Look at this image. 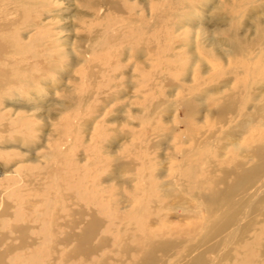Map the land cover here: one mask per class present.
Masks as SVG:
<instances>
[{
    "label": "rangeland",
    "instance_id": "1",
    "mask_svg": "<svg viewBox=\"0 0 264 264\" xmlns=\"http://www.w3.org/2000/svg\"><path fill=\"white\" fill-rule=\"evenodd\" d=\"M123 1V6L131 5L135 10L143 8L148 17H150L148 11L152 7L159 11L167 9V3L164 0H149L150 3L147 4H144L142 0ZM228 1V16L237 14L238 20L234 23L229 20L231 25L228 37L223 36L221 39L228 43L229 47L237 44L239 48L233 54L224 56L225 47H217L218 52H215L212 50L215 48L214 39L211 41L210 37H207L206 47L210 49L207 53L210 52V54L205 66L212 70L204 76L200 65L195 68L194 74L199 80L207 79V77L210 79L209 83L204 85V88H199L198 92L191 89L193 71L190 68L189 56L179 57L180 53L185 52V48H179L180 43L184 41L182 36V38L179 37V43L171 40L167 46H163L165 49L159 55L149 57V64L154 65V68H147L145 73L136 71L133 68L136 61L125 60L126 56L121 58L119 62L121 65H108V63L105 65L101 63L102 60L110 61L117 49L114 52L112 50L111 53L103 52L99 51L98 46L87 42V39H77L78 36L88 33L83 32L78 35L77 33L81 32H75L72 27L63 23L70 21L71 24L76 12L73 8L68 10L65 1L53 9L59 12L65 11V16L68 17L61 22L57 21L60 27L55 30L60 34L56 32L55 37L53 34L52 38L41 42L34 39L35 32L28 33L29 31L25 30L23 34H14L12 39L5 40L12 48L18 45L26 47L29 43L32 47L26 48L31 58L24 52L14 57L17 61L10 57L11 61L15 60L16 63L7 61L9 58L5 54L0 55V70H5L7 73V78L5 75L0 76L3 82L14 76L15 80L18 77L19 84L25 81V84L31 85L33 81L29 78L36 74V69H38L36 79L42 80L40 71H47L48 68L47 74L44 75L48 79L44 82L49 84L48 80L59 77L57 73L59 70H56L58 65H65L71 61L70 58H64L62 54L76 43L81 46V51L88 52L87 57L90 60L105 66L100 69L97 67L98 64L95 66L96 69L93 67L89 71H84L82 65L74 67L75 71L64 73L66 78L59 81V84L50 82L49 92L45 93L42 90L43 86L38 85L41 87V95L46 97L45 94L51 93L47 95L48 98L37 99L35 95L38 94L36 92L39 89L36 87L29 95L23 94L24 97H28L27 100L16 102L10 100L6 101L7 106L2 105L5 107V112L0 110L1 114L9 113L12 117L16 115L18 116L16 120L20 121L23 120L22 115H32L36 122L34 129L29 131V128H26L27 132L24 135L18 131L16 133L22 140L24 138L31 140L26 144L0 142V210L8 207V215L0 216V227L6 224L10 226H5L6 229L3 226L0 230L6 236L4 242H1L0 251L10 248V253L2 258L4 263L64 264L62 261L67 260L68 255L73 251L80 232L76 230L78 233L72 236L69 243L64 242L68 236V230L64 224L71 219L68 217L70 210H78L77 206H79L84 207L86 214H90L96 211L94 204L97 203L101 208L96 215L101 220L102 226L92 241V245L100 244V250L94 254L96 255L94 260H90L92 264H139L141 259L137 261V255L132 251L129 254L125 253L124 250L127 248L124 247L128 246L129 249L135 250L149 241L158 243L171 241L174 246L172 250L169 249L167 255L157 253L159 262L164 261L159 264L189 263L192 257L197 255L195 252L187 256V248L193 245L201 247L200 253L218 245L216 254H210L207 257H210L213 264H264V190L261 197L253 202L252 208L258 211L256 210L257 213L254 215L250 214L248 221L245 220L249 223L250 229L245 235L239 234V241L219 245L221 238L203 242L208 230L217 222L235 213L234 208L238 206L236 213L239 212L242 219V214L244 215L249 204H246L244 199L240 201L236 198L232 203L223 206L221 211L206 212L200 196L210 194L213 190H224L226 185L221 184L220 181L223 179V182L229 185L235 179L232 173L226 177L224 174L229 170L238 172L233 170L235 166L245 168L253 166L257 161L255 150L258 147L264 149V0ZM251 8L254 9L249 13L248 10ZM22 13L24 17H27L25 9ZM55 13L52 12V14ZM122 15V13L116 14L113 17L118 19ZM209 16L211 15L207 13L205 18ZM10 18L11 16L7 15L5 20L8 21ZM163 18H166V21L163 22L164 27L161 32L164 33L167 30L170 32L171 28L168 24H173L174 21L169 17ZM88 20L86 21H91ZM202 25L208 26L210 30L214 29L213 23L209 20H205ZM111 33L117 34L114 30ZM28 36H30L29 40H27ZM67 37H69L68 42H66ZM1 43L6 45L5 42L1 41ZM61 44L62 46H57ZM47 47L50 50L45 51ZM175 47L176 50H174ZM4 64H7V67ZM63 71L68 72V69ZM89 72L93 73L92 78H89L87 74ZM141 75L147 79L146 85H143L144 77L142 78ZM103 84L106 89L104 93H99V87L96 86ZM112 86L113 89H111ZM206 88L212 89L209 96L203 97V100L198 98L191 101L193 111H199V113L185 119L186 112L182 106H179L177 112H173L172 107L176 103L192 100L193 94L204 95L202 91ZM118 90L122 92V99L111 103L102 115L94 113L98 106H103V100L110 97L109 92ZM7 95L5 93L0 97H7ZM138 95L146 99L137 97ZM231 95L232 97L229 98ZM204 98L208 102H205ZM230 102L234 105V115L227 116L226 124H218L214 115L216 110ZM170 105H172L171 109L167 111ZM34 106L40 109L31 113L28 109ZM81 110H85V114L80 117ZM248 114L257 117V120L249 124L245 133L241 134L238 140L239 146L221 148L228 143L224 140L225 131L228 129L237 131L238 122L244 120ZM77 116L79 121L76 119ZM84 117L92 118V123L90 122L88 129H78L77 122L82 123ZM14 120L13 118L12 121ZM94 120L95 124H93ZM249 120L248 118L245 122L252 121ZM179 121L182 122L178 124ZM7 122L8 120L2 122L0 120V126ZM30 125L31 123L28 127ZM91 125L97 128L93 141H90L93 136L89 130ZM92 131L94 133V129ZM69 133L77 136L75 143H72L71 139L65 141ZM3 134L10 135V133ZM209 136L213 138L208 139ZM84 142L86 144L84 148H81ZM96 142L99 143L96 144ZM204 142L211 144L205 145ZM45 155L46 159L43 158ZM11 159L18 160L14 166L8 163ZM105 161L107 163L103 165ZM91 162H94V168L97 166L95 173H91L94 169L88 164ZM52 164L57 166L58 170L50 171L49 166ZM60 164L63 165L61 170ZM13 171L24 176L37 175L33 176L34 181L26 178L28 180H20L19 183L17 179H14L15 177H12ZM63 174L67 176L68 181H62ZM109 174H113L112 197L101 198L98 201L94 199L96 202L91 204L94 185L88 187L89 183L96 177L100 179ZM73 175L77 176L76 181ZM10 177L13 183L8 186L5 182L11 179ZM101 187L105 189L108 185L103 184ZM78 188L86 192L81 197L82 203L67 197ZM88 196L91 199H87ZM88 218L86 216L85 220L87 221ZM21 223L28 224L30 228L28 232H22L24 236L16 230L17 225ZM55 223L58 224L57 228L53 227ZM80 260H82L81 257L68 260L70 262L67 264H80L83 262Z\"/></svg>",
    "mask_w": 264,
    "mask_h": 264
},
{
    "label": "bare ground",
    "instance_id": "2",
    "mask_svg": "<svg viewBox=\"0 0 264 264\" xmlns=\"http://www.w3.org/2000/svg\"><path fill=\"white\" fill-rule=\"evenodd\" d=\"M63 1H65V3L67 4L68 10L71 8L76 9V12L73 15V17H74L73 22L71 21V24H70V21H65L63 23L69 25V27H72L75 30V32L76 31L81 32V33H77L78 35L82 34L83 32L88 33L87 35L84 34L83 36H78V37L76 36L77 39H79V40H86L87 39L86 40L87 42H90L94 46H98L99 51L111 53L112 50L114 52L117 49L116 54L112 55L111 59L112 60L118 59V60L116 62L112 61L111 59H110V61L109 60H102L101 63H103V64H105V63L106 64L108 63V65L120 64L119 62H121V58L126 56V57H124L125 60L129 61V60L134 59L136 61V63H134V66H133V68L136 71L140 70V71H142V73H145L147 68H149V67L154 68V65L149 64V61H148L149 57L153 58V57H156V55H159L165 49V47L163 48V46H167V43H169L171 40H174V43H179L178 42L180 40L179 37L182 36L183 38L182 37L181 38L184 41H183V43H180L179 48H182V47L185 48V52L180 53V55H182V56L179 55V57L186 58L185 57L186 55L189 56V60L191 62L190 68L193 71V76H192L193 86L191 87V89L196 90L197 92L200 91L199 88L208 84L210 81V79H208V77H207V79L199 80L198 77H196V75L194 74V71L196 70L195 68H197L198 65H200L201 69L203 70L204 76L205 75L207 76L210 73V71L212 70L211 68L208 69L206 67L207 66L206 63H208V61H209L208 55L210 54V52L207 53V50H210L208 47H206L207 37H210L211 41H213V39H214L213 46L215 48L212 50H214L215 52H218L217 47L218 48L225 47L224 50H226L225 51L226 53L223 52L225 54L224 56H228L229 53L233 54L234 52L238 51V48H239V46L237 44L229 47V44L225 43V41L221 39V37H223V36L228 37L229 31H230L229 26L231 25L229 20H232L233 23L238 20L237 14H231V17L228 16L229 15L228 9H227V5L229 4L228 0H216V2H214L215 0H179V1L178 0H168V1L164 0L165 3H167L166 4L167 9L159 11V10H157V8L152 7L148 11V14L150 15V17L145 15L143 8H141V7L139 10H135V8H133L131 5L125 4L123 6V4H124L123 0H0V18H1L0 19V55L5 54V56H8L9 59H7V61H9V62L13 61V60L11 61L10 57L14 58L21 52L26 53L28 55V57L31 58L30 52L29 51L26 52V50H27L26 48L28 46L32 47L31 43H29L28 46H26V47L18 45L17 47L12 48L8 44V42L5 41L7 38L9 40H10V38L12 39L14 34H19V35L23 34L24 33L23 31H25V30H28L29 31L28 33L35 32L36 37L34 39H36L37 41H41V42H45L47 39L49 40L50 38L53 37V34L55 37L56 32L58 34H60L59 31L55 30L56 28L60 27L57 25L58 24L57 21L61 22L65 19H68V17L65 16V11L61 10L62 12L60 11L61 12L60 13L59 11H57V10L54 11L53 9L57 8L58 4H61ZM158 1H163V0H158ZM142 2H144V4L150 3L149 0H142ZM215 3H216V5H215ZM23 8L27 11V17L23 16V13H22L24 11ZM252 9H254V8H251L248 10L249 13L253 11ZM146 10H147V8H146ZM52 12H56V13L52 14ZM121 13L123 14L121 16V18L116 19L115 17H113L114 15L116 16V14H121ZM207 13L210 14L211 16H209L208 18H205ZM7 15L11 16V18L8 21L5 20V17ZM37 17H39V18H37ZM163 17H169L174 21L173 24H170V23L168 24V27L171 28L170 32H168V30L166 32L164 31V33L161 32V29L164 27L163 22L166 21V18H163ZM181 17H183V19H181ZM75 19L76 20L78 19V21H75ZM88 19L91 21L87 22L86 20H88ZM151 20H153V21H151ZM205 20H209L211 23H213V25H214L213 30H210L208 26L202 25ZM32 27H35V28L30 30V28H32ZM113 30L117 32L116 35L111 33ZM235 30H237V29H235ZM180 33L182 35H179ZM109 34H111V35H109ZM230 35H231V33H230ZM212 36H214V37H212ZM233 36H232V38H233ZM236 36L237 35H235V37ZM238 36H239V34H238ZM29 37L30 36L27 37V40L30 39ZM199 37H201V38H199ZM236 38H238V37H236ZM201 40H203V41L201 42ZM1 41L5 42L6 45L1 43ZM68 41H69V37L66 38V42H68ZM33 42H34V40H33ZM57 46L60 47V46H62V44L57 45ZM80 48H81V46L78 43H76L68 51H64L62 56L66 59L70 58L71 61H68L65 65H58L59 69L56 68V70H59V72H57L59 77L58 78L55 77L56 79L48 80L49 84H50V82L59 84L58 83L59 81L61 82L62 79L66 78L64 73H71V70L75 71L74 67H77L80 65L84 66V71L85 70L89 71L93 67L95 68V66H97L98 64L99 65L97 67H99L100 69L104 68L103 66H105L106 64L101 65L100 63H94L93 60H90L87 57L88 52L81 51ZM169 49L171 50V48H169ZM46 50L48 51V50H50V48L47 47V49H45V51ZM174 50H176V47ZM74 55H76L77 57ZM110 56L111 55L109 54V57ZM14 59L17 61L16 58H14ZM15 60L13 62H15ZM123 62H126V61L123 60ZM4 65H6V67H7V64H4ZM8 65H9V63H8ZM46 68H47V66H46ZM63 69L64 70L68 69V72L63 71ZM48 70L49 69L47 68V71H45V70L40 71L43 78H42V80H37L36 77H37L38 69H36V74H34L32 77L29 78V80L33 81V83L31 85L25 84V81H23L21 84H19L17 82L19 80V79H17L18 77L15 80L14 76L12 77V79H11V77H9L4 82L2 80H0V95L5 94V93L8 94L7 95L8 98L5 96L0 97V110L5 112L4 106H7L6 101L13 100L14 102H16V101H22L23 99L27 100L28 97H24V96L29 95L30 92L32 91V89H35L36 87H37V89H39L38 92H36V93H38L37 95H35L36 98L41 99V98L45 97V96L41 95L42 94V92L40 90L41 87H39V86L40 85L43 86L42 90L45 93L47 91L49 92V89H50V87H48L49 84L44 82V80L47 81V79H48L47 77L44 76L47 74ZM102 71H104V70H102ZM107 72H108V70H107ZM8 73L10 74L9 71H8ZM87 74H89V78H92L94 76L93 73H91V72H89ZM4 75L7 78V73L5 72V70H0V76L3 77ZM143 77H144V75L142 76V78ZM142 83H143V85H146L147 79L145 77L142 79ZM96 87H99L98 88L99 93L105 91V89H106V86H104V84L102 86L97 85ZM116 87H118V86L116 85ZM113 88L114 87L112 86L111 89H113ZM211 90H212L211 88H206L205 90L202 91V93L204 95L193 94L192 95L193 97L191 98L192 100H184L180 103H176V105L172 107V108H174L173 112L174 111L177 112V110L180 108L179 106H182V108H184V110L186 112L184 114L185 119L188 116L195 115V113H197V112L199 113V111H197V112L195 110L193 111L191 101L197 100L198 98H202L201 100H203V97L209 96V93L211 92ZM109 93H110V97L104 99L103 100V106H100V107L98 106V108H96L94 113H100V115H102L103 111H106V108L111 103L116 102V101L123 98L122 92H120L119 90L118 91H111ZM23 94H24V96H23ZM50 94L49 93L45 94L46 95L45 98H48L49 96L47 97V95H50ZM90 97H91V95H90ZM137 97L144 98V100L146 99L145 97H141L140 95H138ZM230 97H232V95L229 96V98ZM204 99H205V102H208V100L206 98H204ZM29 100H30V98H29ZM99 100L101 101L102 99H99ZM3 104H4V106H2ZM155 105H154V107L157 106V105L156 106ZM171 106L172 105L167 107V111H170ZM233 106L234 105L231 104V102H230V104H227V105L221 107L219 110H216L214 115L217 118L216 120L218 121V124H220V123L226 124L227 119H228L227 116L230 114L234 115L235 110H234ZM34 107H32L31 109H28V110H31V113H32L33 111L40 109L39 107H37V108L36 107L34 108ZM152 107H153V105H152ZM157 107H156V109H158ZM80 109H81V107H80ZM152 111H154L153 108H152ZM152 111L150 109V112H152ZM31 113H29V114H31ZM23 114H25V113H23ZM83 114H85V110H81V113L79 116L81 117ZM22 116H23V120L20 121V120H16V118L18 117L16 115L12 117V116H10L9 113H6V114L0 113L1 122L8 120L7 123L2 124V126H0V142L1 143L22 142V145H24L30 140L27 138H24L22 140L18 135H16L17 131H18V133H23V135H24L27 132L26 128H29V131L33 130L34 126H35L34 123H36L35 119L32 115H26L25 114ZM176 116H177V113H176ZM245 117H244V120H240L238 122V125L236 126L237 131H231V129H228L227 131H225L224 140L228 141V143L225 144L224 146H222L221 148L225 149L226 147L228 148V147L239 146L238 140L241 137V134L245 133V131L249 127V124H253L255 122V120H257V117H253L252 114H248ZM13 118L15 119L14 121H12ZM248 118L250 119L249 121L252 120L249 123L245 122V120ZM76 119H77V121H79L78 116L76 117ZM91 119L92 118L86 119V117H84L82 120V123L77 122V128L78 129L79 128L88 129L89 125L92 123ZM30 120H31V122H30ZM95 120H96V118H95ZM95 120H94L93 124H95ZM181 122L182 121H179L178 124H180ZM30 123H31V125H30V127H28V125ZM203 123H205V122L203 121ZM74 125H76V123H74ZM92 125L89 128V130H91V134H93V136L91 137L92 139H90V141H93V138H95V136L97 134V128L95 127V125L94 126H92ZM67 127H68V124H67ZM68 128H70V126ZM38 129H40V128H38ZM93 129H94V133L92 131ZM158 129H160V128H158ZM175 129H177L176 126H175ZM175 129H174V131H175ZM35 131H37V130H35ZM3 133H10V135H8V134L4 135ZM73 134L74 133H69L68 138H66L65 141H68L67 139H71L72 143H75L77 141V136H73ZM36 138H37V136H36ZM212 138H213V136H211L208 139H212ZM35 142H37V141H35ZM97 143H99V142H96V144ZM85 144H86V142H84L82 144L81 148H84L83 146ZM194 144L197 146V144L195 142H194ZM203 144L206 145V144H211V143H207V142L205 143L204 142ZM49 148H51V147H49ZM255 157H256L257 161L255 162V164L253 166H251L249 168L235 166V168L233 170H236L238 172L235 173V172H232V170H229V172L224 174L225 177L228 176L229 173H230V175L232 173L235 176V179H234L232 184L227 185L225 182H223V179L220 181L221 184L226 185L224 190H222V191L213 190L210 194H205V195L200 196V198L203 200V204L205 206L206 212L215 213L218 210L221 211V210H223L222 209L223 206H225L226 204L228 205V203L230 204V202L232 203V201H234L236 198H239L240 201L244 199V201H246L245 203L249 204L248 207L245 209L244 215L242 214V217H243L242 219L240 218L241 214L239 216V214H238L239 212L236 213L237 212L236 208H239V206H238V207L234 208L236 211V212L234 211L235 213L226 217L224 220L217 222V224L215 223L216 225L214 227H212L210 230H208L207 234L205 233L206 236H205L203 242L207 243V241H213V240L216 241V240L222 238L219 245L221 243L232 244L236 240L239 241V239H240L239 234L240 233H242V235L243 234L245 235L247 233V231L250 229L249 223H247L245 220H247L249 218L250 214L254 215L257 213L258 210L252 208L253 202L261 197V194H263V190H264V149L261 147H258L255 150ZM43 158L46 159V155ZM17 161L18 160H16V159H11V161H8V163L9 164L12 163V165L14 166V164H16ZM88 161H89V159H88ZM20 162H23V161H20ZM106 163L107 162L105 161L103 165H105ZM88 164H89V166H91L93 168L95 166L94 162H91ZM49 168H50V171L52 169L58 170L57 166H54L53 164L50 165ZM59 169L60 170L63 169V165L60 164ZM96 170H97V166L91 171V173L92 172L95 173ZM12 175H13L12 177H15L14 179L15 180L17 179L18 182L20 183V180L21 181L28 180L26 178H30L31 181H34L33 176H36L37 174H33V176H24L23 174H16V172L13 171ZM66 177L67 176H65L64 174L61 176V179L63 182L68 181V178H66ZM76 177L77 176L73 175V178L75 179V181H76ZM112 180H113V174H109L108 176L105 175L103 178H100V179L96 177L93 179V182L89 183L88 187L90 185L91 186L94 185V188H95V189L93 188L94 196H93V199L90 201L91 204L100 200L101 198L109 199L110 197H112V195H113V187L111 186ZM217 182H219V181H217ZM12 183H13L12 178L9 180H6V182H5V184L8 186H10ZM103 184L104 185L107 184L108 187L103 189V187H101ZM89 191H91V190H89ZM85 193L86 192L82 188H78V189H75L72 193H69L67 197L70 199H76L78 202L82 203L81 197ZM252 197H253V199H252ZM86 198L91 199V198H89V196ZM86 198H84V199H86ZM94 199H96V201H94ZM234 204H235V202H234ZM94 205L96 206L94 208V210L96 209V211H92V212H90V214H88V213L86 214L84 207L77 206L79 208L78 210H74V211L70 210L68 217H70L71 219L68 220L69 222L64 224L66 227V230H68V233H67L68 236L66 237L64 242H67V244H68L69 241L72 239V236H74L75 233H78V232H76V230H80V232L78 233L79 237L77 238V244L75 245L73 251L68 255L67 260L62 261V262H64V264H67L68 262H70L68 260H72V259L79 258V257H81V259H82L80 261H83V262H80V264H83L84 262H85V264H92L93 262H91L90 260L91 259L94 260V256H96L94 254H97V251L100 250L99 249V245H100L99 243L97 245H92V241L96 237V234L98 233L99 228H101V226H102L101 220L96 215L97 211H100L101 206L97 203ZM240 205H241V203H240ZM233 206H235V205H233ZM7 208L8 207L2 208L0 210V216L1 215L2 216L8 215ZM254 208H255V206H254ZM252 209L255 211L257 210V211L254 213V211H252ZM224 210H225V208H224ZM86 216L89 217L87 221L85 220ZM254 225H255V223H254ZM3 226H4V229H6L5 226H9V225L6 224ZM3 226L0 227V230ZM53 227L57 228L58 224L55 223L53 225ZM29 229H30L29 225L26 223L18 224L17 228H16L17 233H19L21 236H24L22 234V232H28ZM136 229L137 228H135V230ZM135 230L133 229V231H135ZM136 231H138V230H136ZM140 232L142 233V231H140ZM144 233H145V231H144ZM150 233H148V234H150ZM5 239H6V236L0 232V246H1V242H4ZM152 239H153V237H152ZM184 239H186V238H184ZM22 240L25 241V239H22ZM222 247H223V245H222ZM124 248H127L126 250H124L125 253H127V254H129L131 251L133 253H135L137 255V258H136L137 261H139L141 259L139 264H159V263L164 262V261L159 262L160 260L157 257V253L161 252L164 255H167V254H169V249L172 250V248H174V246H173L171 241H164V242H159V243L149 241V243L144 244L142 247L137 248L135 250H132L131 248L129 249L128 246L124 247ZM200 248L201 247L198 245L189 246L187 248V256H191L193 253L197 252V255L192 257V260L187 264H213L212 261H210L211 259H209L210 257L209 258H207V257L210 254H214L217 251L218 245H214V246L210 247L206 252H202V253L199 252ZM9 249L10 248L4 249L3 252L0 251V264H6V263H4V260L2 258H5L8 255V253H10ZM239 252H240V250H239ZM248 252H250V251H248ZM254 263H256V262H254ZM247 264H249V263H247Z\"/></svg>",
    "mask_w": 264,
    "mask_h": 264
}]
</instances>
